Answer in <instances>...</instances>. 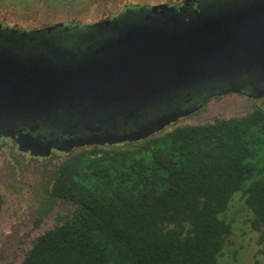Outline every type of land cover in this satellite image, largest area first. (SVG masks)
<instances>
[{
  "label": "water",
  "instance_id": "water-1",
  "mask_svg": "<svg viewBox=\"0 0 264 264\" xmlns=\"http://www.w3.org/2000/svg\"><path fill=\"white\" fill-rule=\"evenodd\" d=\"M206 1L134 5L0 45V138L48 158L143 140L214 97L264 98V0ZM64 31L81 38L66 46L49 36Z\"/></svg>",
  "mask_w": 264,
  "mask_h": 264
},
{
  "label": "trees",
  "instance_id": "trees-1",
  "mask_svg": "<svg viewBox=\"0 0 264 264\" xmlns=\"http://www.w3.org/2000/svg\"><path fill=\"white\" fill-rule=\"evenodd\" d=\"M50 178L35 225L56 224L21 264H220L238 193L264 256V98L243 116L81 148Z\"/></svg>",
  "mask_w": 264,
  "mask_h": 264
},
{
  "label": "rangeland",
  "instance_id": "rangeland-1",
  "mask_svg": "<svg viewBox=\"0 0 264 264\" xmlns=\"http://www.w3.org/2000/svg\"><path fill=\"white\" fill-rule=\"evenodd\" d=\"M177 3L179 0H0L1 20L21 28H41L56 22L91 23L116 15L126 4L152 5ZM258 101L237 94L214 97L199 111L183 118L163 131L180 125L211 123L246 114ZM54 152L48 158H34L5 145L0 149V264H21L33 240L55 224V213L35 225L34 207L43 196V189L51 184L54 167L69 156ZM67 209V207H62ZM60 210V208H57ZM222 217L230 223L231 234L221 256L220 264H254L264 262L258 253L259 234L249 225L251 214L240 193L235 194Z\"/></svg>",
  "mask_w": 264,
  "mask_h": 264
},
{
  "label": "flooded vegetation",
  "instance_id": "flooded-vegetation-1",
  "mask_svg": "<svg viewBox=\"0 0 264 264\" xmlns=\"http://www.w3.org/2000/svg\"><path fill=\"white\" fill-rule=\"evenodd\" d=\"M215 1H217V0H207L206 3H213ZM184 2H185V0H179L177 3H173L172 4L169 1H166L164 3H157V4H153L152 3V5H147V6L166 5L168 7H175L178 10L180 7H182L184 5L183 4ZM200 3L201 2H199L198 5H196V4L194 5L193 3L189 2L188 5L186 6L187 7L186 9L192 11L193 9L200 8V5H202ZM134 5L146 6L144 4H126L120 9V11L118 13H120L123 10V8L132 7ZM114 16H116V15H114ZM114 16H112V17H114ZM112 17H110V18H112ZM110 18H107V19H110ZM104 20H106V19H104ZM99 21H102V20H99ZM99 21H96V22H99ZM57 23L78 24V25L88 24V23H84V22L67 21V22H56V23H53L51 25H54V24H57ZM91 23H94V22H91ZM51 25H48V26H51ZM48 26H45V27H48ZM45 27H41V28H27V27L26 28H21V27H17V26H14V25H7L1 20V16H0V45H2V44H14V43H21V44L36 43L38 41H36V39H32L31 38L32 36L30 34L32 32H34V31H36V30H39V29H42V28H45ZM7 29L9 31H16L18 34L17 35H11V34H9V31H7ZM22 33L29 34V35L21 36L20 34H22ZM75 33L76 32H71V31L70 32H65L64 31V32H56L53 35H49V36H54V39H58L60 43L66 45V46H73L74 43L76 41L80 40V38H81L80 35H77ZM237 95H239V94H237ZM239 96L247 98L244 95H239ZM247 99H252V98H247ZM261 99H259V100H261ZM259 100H257V101H259ZM5 145L13 146V147L16 148V145L9 138H0V146L2 147V146H5ZM25 154L28 155L27 153H25Z\"/></svg>",
  "mask_w": 264,
  "mask_h": 264
}]
</instances>
